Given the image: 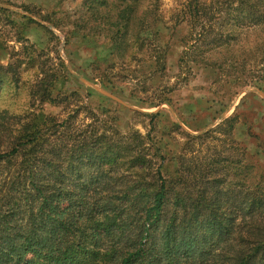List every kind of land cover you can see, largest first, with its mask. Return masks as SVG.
<instances>
[{"label":"trees","instance_id":"1","mask_svg":"<svg viewBox=\"0 0 264 264\" xmlns=\"http://www.w3.org/2000/svg\"><path fill=\"white\" fill-rule=\"evenodd\" d=\"M79 1L83 17L73 26L106 16V39L118 43L139 0ZM184 7L198 28L184 53L195 64L223 68L214 53L227 58L246 29H264V0H187ZM26 58L34 63V56ZM24 61L0 64V85L18 83ZM57 80L44 74L34 86L40 102L56 104ZM95 125L78 130L67 120L32 119L21 125L14 147L0 151V163L14 168L8 183L0 181V264H264L259 166L245 156L236 163L214 158L195 171L179 162L164 177L157 147L135 149L98 134ZM230 168L238 178L234 189L225 183Z\"/></svg>","mask_w":264,"mask_h":264},{"label":"rangeland","instance_id":"2","mask_svg":"<svg viewBox=\"0 0 264 264\" xmlns=\"http://www.w3.org/2000/svg\"><path fill=\"white\" fill-rule=\"evenodd\" d=\"M186 4L139 0L127 32L111 43L106 16L73 26L83 17L79 0H0L7 11H0V64L26 60L18 83L0 85V151L11 150L32 119L67 120L78 130L98 120L91 127L113 141L157 147L164 177L179 162L195 171L214 158L236 163L243 156L264 171V29H246L227 58L214 53L223 68L195 64L184 55L198 29L183 14ZM27 55L35 57L32 65ZM53 73L56 104L42 103L34 86ZM7 163H0V181L8 183L14 168ZM225 173L234 189L235 170Z\"/></svg>","mask_w":264,"mask_h":264}]
</instances>
